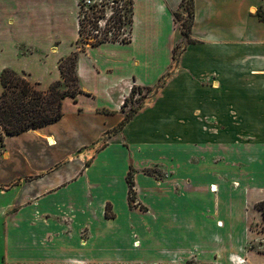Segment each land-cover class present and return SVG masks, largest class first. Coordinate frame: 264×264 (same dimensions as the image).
Returning a JSON list of instances; mask_svg holds the SVG:
<instances>
[{
  "label": "crops",
  "instance_id": "crops-1",
  "mask_svg": "<svg viewBox=\"0 0 264 264\" xmlns=\"http://www.w3.org/2000/svg\"><path fill=\"white\" fill-rule=\"evenodd\" d=\"M17 2L27 35L10 42L0 76L25 73L45 91L78 52L85 95L64 101L60 121L5 136L0 264H264L246 249L250 225L264 223V0H193L195 43L177 66L183 0H133L131 41L85 51L79 0ZM162 82L120 129L132 88Z\"/></svg>",
  "mask_w": 264,
  "mask_h": 264
},
{
  "label": "trees",
  "instance_id": "trees-1",
  "mask_svg": "<svg viewBox=\"0 0 264 264\" xmlns=\"http://www.w3.org/2000/svg\"><path fill=\"white\" fill-rule=\"evenodd\" d=\"M187 0H183L181 7L184 8ZM113 3H118L114 0ZM193 3V0H192ZM108 3H103L99 7L98 4H94L89 7V10L84 12L83 6L81 7L80 14V39L79 44L83 43L82 50H86V45L99 46L109 42L129 43L131 41L132 25H133V0L130 1L129 8V36L119 37L121 31L123 32V16L124 8H113L115 12L114 24H108L105 30H101L100 21L104 18V9ZM175 15V14H174ZM259 16L264 20V11H260ZM193 19V9H192ZM190 24V31H191ZM91 30L95 31L97 35L93 37L88 36ZM118 32V34H116ZM195 43L192 39L187 44ZM79 59V53L75 52L72 55L60 60L59 67L62 74V80L54 82L48 90H40L38 84L32 83L27 74L17 73L16 71L7 68L4 69L0 76V125L2 126L3 133L0 134V147L4 146L5 136H16L27 131L45 127L47 125L56 123L64 117V101L68 98L77 101L80 95H85L82 90L80 79L77 75V63ZM174 61L178 62L176 49L174 50ZM170 77V76H169ZM163 82L156 87L157 90L161 88ZM143 91L152 93L154 89L143 88L134 86L131 90L129 97H127L122 105V110L126 113L124 121L120 124V129L132 119L142 108L140 104L137 108H132L129 112L125 109L128 103L135 98L136 94L143 97ZM104 113H110L109 111H102ZM111 136V135H109ZM108 136V138H109ZM132 170L127 178L129 184V204L133 207L136 202V193L134 191V183L132 181ZM264 216V201L256 205ZM107 216L110 217L109 210Z\"/></svg>",
  "mask_w": 264,
  "mask_h": 264
},
{
  "label": "rangeland",
  "instance_id": "rangeland-1",
  "mask_svg": "<svg viewBox=\"0 0 264 264\" xmlns=\"http://www.w3.org/2000/svg\"><path fill=\"white\" fill-rule=\"evenodd\" d=\"M92 2L93 0H79L80 4V14H81V7L83 6L84 12L89 10V7L92 6L89 2ZM103 3H108V5L104 9V18L100 21V28L101 30H105L106 27H108V24L113 25L114 24V17L115 12L113 8L120 7L124 8L125 15L123 16V32L121 31V35L118 34L119 37H124L125 35L129 36V24L127 22L129 21L130 15L128 13L130 8V1L131 0H116L118 3H113L114 0H102ZM1 5V4H0ZM7 9H1L0 8V50L2 51L1 58H0V66L3 64H9L12 61L10 59V53L13 47H11L10 42H16L18 40L24 39L27 35V31L24 27V20L25 18L19 14V10L22 8V6L17 2V0H6ZM192 9H193V3L192 0H187L184 8L180 7V9L176 12H174V20H175V27L177 34L184 37V41L179 43L176 46V54L179 60L180 54L184 49V46L189 42L190 40V24L192 22ZM80 17V15H79ZM10 20H14V23L10 24L8 23ZM90 30H88V36L93 37L97 35V33L93 30L89 33ZM79 41V40H78ZM91 42V41H90ZM89 42V44H90ZM87 44V45H89ZM86 45V46H87ZM80 46H84L83 43L80 44ZM24 53H26L25 49H22ZM1 53V52H0ZM174 64L176 66L178 65V62L174 61ZM143 97L139 94H136L135 98H133L132 101L128 103V106L126 107L125 111L129 112L132 108H137L140 104H142L143 108L147 107L148 104L152 103L154 96L153 93L148 94V92L143 91ZM51 140V139H50ZM107 142L106 139L103 140V142ZM51 143V141H49ZM239 147H241L240 152L243 153L244 144L247 142L245 140H238ZM51 145H53L51 143ZM244 163V162H240ZM149 174L152 176H159L158 178H161L164 174L161 170H154V171H148ZM238 186V184H237ZM212 191V188H211ZM216 191V190H215ZM249 213L247 215H242L239 218L236 219V226L239 228V235L243 234H249L248 228L249 225H247V221L249 218ZM250 229L255 233V241L249 242L246 249L249 253L252 252H258L263 253L264 252V223L262 224H256L252 223L250 225ZM240 238V237H239Z\"/></svg>",
  "mask_w": 264,
  "mask_h": 264
},
{
  "label": "built area",
  "instance_id": "built-area-1",
  "mask_svg": "<svg viewBox=\"0 0 264 264\" xmlns=\"http://www.w3.org/2000/svg\"><path fill=\"white\" fill-rule=\"evenodd\" d=\"M89 3L91 5L98 4L100 8H102V9L104 8V7L101 6L103 4L102 0H93L92 2L90 1Z\"/></svg>",
  "mask_w": 264,
  "mask_h": 264
},
{
  "label": "bare ground",
  "instance_id": "bare-ground-1",
  "mask_svg": "<svg viewBox=\"0 0 264 264\" xmlns=\"http://www.w3.org/2000/svg\"><path fill=\"white\" fill-rule=\"evenodd\" d=\"M213 192H216V191H213Z\"/></svg>",
  "mask_w": 264,
  "mask_h": 264
}]
</instances>
